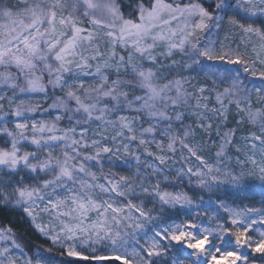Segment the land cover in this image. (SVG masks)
Returning <instances> with one entry per match:
<instances>
[{"label": "snow or ice", "instance_id": "obj_1", "mask_svg": "<svg viewBox=\"0 0 264 264\" xmlns=\"http://www.w3.org/2000/svg\"><path fill=\"white\" fill-rule=\"evenodd\" d=\"M0 264H264V0H0Z\"/></svg>", "mask_w": 264, "mask_h": 264}, {"label": "trees", "instance_id": "obj_2", "mask_svg": "<svg viewBox=\"0 0 264 264\" xmlns=\"http://www.w3.org/2000/svg\"><path fill=\"white\" fill-rule=\"evenodd\" d=\"M4 219L6 221L8 220H12L15 221L16 220V214H11L8 216H5ZM12 227L18 231L24 234L25 238L30 239L33 243H45L43 240L40 239V237L38 235H36L35 233L31 232V231H26L27 229V225L26 224H20L18 222H13L12 223Z\"/></svg>", "mask_w": 264, "mask_h": 264}, {"label": "rangeland", "instance_id": "obj_3", "mask_svg": "<svg viewBox=\"0 0 264 264\" xmlns=\"http://www.w3.org/2000/svg\"><path fill=\"white\" fill-rule=\"evenodd\" d=\"M47 105H45V107H46ZM245 203H248V201H245Z\"/></svg>", "mask_w": 264, "mask_h": 264}]
</instances>
